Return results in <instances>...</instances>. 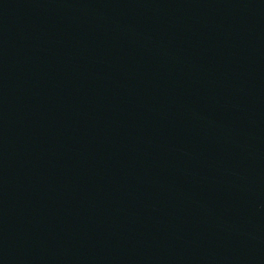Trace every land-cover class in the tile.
I'll return each instance as SVG.
<instances>
[{
	"label": "water",
	"instance_id": "obj_1",
	"mask_svg": "<svg viewBox=\"0 0 264 264\" xmlns=\"http://www.w3.org/2000/svg\"><path fill=\"white\" fill-rule=\"evenodd\" d=\"M0 264H264V0H0Z\"/></svg>",
	"mask_w": 264,
	"mask_h": 264
}]
</instances>
